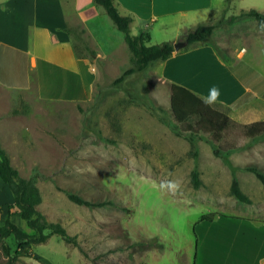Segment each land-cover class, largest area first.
Segmentation results:
<instances>
[{"label":"rangeland","instance_id":"1","mask_svg":"<svg viewBox=\"0 0 264 264\" xmlns=\"http://www.w3.org/2000/svg\"><path fill=\"white\" fill-rule=\"evenodd\" d=\"M194 1L191 7L213 5L215 11L207 23L216 28L207 41L197 45L216 49L215 57L223 67L207 55L191 65L198 64L197 75L187 68L182 76L203 89L208 83L207 94L228 82L226 65L237 63L264 77V39H257L264 37L263 28L251 18L239 17L249 10L264 14V0ZM107 19L105 30L116 39H89L91 43L85 45L74 39L78 52L99 72L85 103L47 102L34 88L13 92L0 87V147L18 179L38 191L41 202L35 211L39 222L59 225L74 239L67 244L46 229L42 231L45 239L38 242L40 232L27 227L16 209L8 210L0 188V227L10 214V221L34 241L20 247L14 236L0 237V264H197L201 258L196 256L194 229L201 217L264 219V187L243 170L254 158L252 150L245 157L243 129L231 126L215 136L198 131L195 118L178 123L170 109V84L161 62L114 85L132 66L131 55L122 33ZM150 28L148 45L181 35L174 26ZM137 32L136 25L132 34ZM181 42L184 38L172 44ZM193 47L185 46L176 53ZM242 48L245 52L239 58ZM97 53L104 58L93 61ZM211 106L225 113L222 106ZM193 169L201 181L198 189L191 183ZM233 176L252 199L251 205L231 196ZM65 193L111 205L78 206Z\"/></svg>","mask_w":264,"mask_h":264},{"label":"crops","instance_id":"2","mask_svg":"<svg viewBox=\"0 0 264 264\" xmlns=\"http://www.w3.org/2000/svg\"><path fill=\"white\" fill-rule=\"evenodd\" d=\"M114 4L120 15L132 19L131 34L137 25L138 32L132 35L147 33L150 42V26L157 25L162 30L174 26L181 30V35L169 40L175 43L191 28L209 22L215 11L209 3L191 7V0H114ZM108 22L105 11L93 0H0V87L13 92H30L34 88L36 95L47 102L85 103L99 72L87 56L78 52L74 39H80L84 45L91 43L89 39H116L105 30ZM244 52L243 48L238 51L239 58ZM192 53L197 54L184 59ZM207 55L223 67L210 47L195 45L189 51L175 52L162 63L165 80L201 98L207 97L208 80L203 89L181 74L191 68L189 73L197 75L198 64L191 65ZM103 58L100 53L92 56L93 61ZM226 71L229 80L226 85L214 87L219 96L213 104L222 106L236 125L264 122V77L237 63L226 65ZM245 139V157H249L248 150L253 151L254 157L248 166L264 173V135ZM0 188L4 192L3 202L13 204L9 188L2 182ZM228 217L249 222L225 221L223 227L199 223L195 227L196 256L201 258L197 264H264V219Z\"/></svg>","mask_w":264,"mask_h":264},{"label":"trees","instance_id":"3","mask_svg":"<svg viewBox=\"0 0 264 264\" xmlns=\"http://www.w3.org/2000/svg\"><path fill=\"white\" fill-rule=\"evenodd\" d=\"M93 3L105 11L107 17L115 26V28L120 33H122L124 43L126 44L131 55L130 63L132 66L126 69L120 75V77L114 81V85L122 84L126 78H129L134 74L144 72L153 63H163L167 61L175 53L173 46L174 44L170 42H163L157 45H148L150 42L149 34L141 33L137 36H133L130 31L132 19L130 17L120 15L114 4V0H93ZM239 17H246L255 20L256 23L263 28L264 32V14L256 10H249L247 12L241 13ZM236 18L237 17L231 18V21H234ZM215 28V25L211 23L199 24L186 33L184 37V43L187 47H189L205 42L212 35ZM213 50L218 55V51L216 49ZM170 92V109L174 119L180 124L187 123L192 118H195V127L198 131L209 132L215 136H219L223 131L227 130L231 126H239L236 125L226 113L214 109L211 105L209 106L205 104L201 97L181 86L175 84L170 85ZM239 127L243 129L244 135L251 139H255L264 135V122H258L248 126ZM193 141L194 140L191 137L189 142L191 149L193 148L194 150ZM192 155L194 158H196L197 153L193 151ZM214 155L218 157V151H214ZM234 170L235 169L232 168V172H234ZM243 170L247 173L253 174L264 187V173L255 167L250 166L245 167ZM0 180L9 188L13 196V204L7 206L8 210L16 209L15 214L19 215L20 218L25 221L27 227L40 232L41 237L38 242H42V240L45 239L42 231L46 229L50 230L52 234L60 236L67 244L74 242V239L69 237L61 226L53 224L42 225V223L39 222V217L35 211V207L41 202L38 191L28 182L18 179L17 171L11 166L7 153L1 147ZM191 183L194 189H198L201 186L199 174L196 169H193L191 172ZM65 194L71 203L78 206L87 208H101L106 205H111L110 203H92L90 201L84 200L76 194ZM230 194L239 203L245 205L252 204V200L242 192L239 183L234 176L230 185ZM9 217L10 214H8V218L5 220L4 225L0 227V237L7 238L14 236L15 239L20 242V247L29 246L32 242H34L32 239H30L31 237L22 233V231L10 221ZM213 220L214 219H212L210 216H203L201 217L199 223L208 225L214 224L215 227H223L225 226V221L233 223L249 222L241 218L228 217L225 215H219L216 222ZM232 226L238 225L234 224ZM146 245L147 244H138V246L142 247Z\"/></svg>","mask_w":264,"mask_h":264},{"label":"clouds","instance_id":"4","mask_svg":"<svg viewBox=\"0 0 264 264\" xmlns=\"http://www.w3.org/2000/svg\"><path fill=\"white\" fill-rule=\"evenodd\" d=\"M218 96H219L218 90L213 88L210 90L209 95L207 97H202V100L205 104L210 106L216 102V100L218 99Z\"/></svg>","mask_w":264,"mask_h":264},{"label":"water","instance_id":"5","mask_svg":"<svg viewBox=\"0 0 264 264\" xmlns=\"http://www.w3.org/2000/svg\"><path fill=\"white\" fill-rule=\"evenodd\" d=\"M173 46H174V50L176 52V51H179L180 49L184 48L186 46V44L181 42V43L174 44Z\"/></svg>","mask_w":264,"mask_h":264}]
</instances>
